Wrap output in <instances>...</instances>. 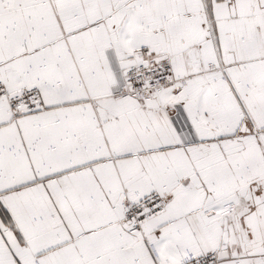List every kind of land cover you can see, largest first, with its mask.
<instances>
[{"label":"snow or ice","instance_id":"6c2138e0","mask_svg":"<svg viewBox=\"0 0 264 264\" xmlns=\"http://www.w3.org/2000/svg\"><path fill=\"white\" fill-rule=\"evenodd\" d=\"M0 264H264V0H0Z\"/></svg>","mask_w":264,"mask_h":264}]
</instances>
